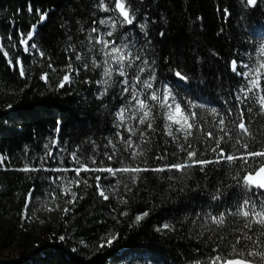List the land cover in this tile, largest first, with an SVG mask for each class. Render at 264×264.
<instances>
[{
	"label": "trees",
	"instance_id": "16d2710c",
	"mask_svg": "<svg viewBox=\"0 0 264 264\" xmlns=\"http://www.w3.org/2000/svg\"><path fill=\"white\" fill-rule=\"evenodd\" d=\"M98 2L0 0V39L9 53V59L6 58L13 64L9 66L0 51V154L4 156L0 163V233L7 242L22 241L17 255L0 260V264H208L213 247L219 244L227 248L237 235L247 231L244 218L234 213L245 198L239 179L248 165L242 168L243 162L237 160L208 164L203 171L198 165L183 172L146 171L137 175L135 183L129 178L132 174L127 173L113 177L107 172L82 171L77 177L71 171L77 167L73 152L90 168L121 167V159L129 165L146 160V165L141 166L152 168L185 157L164 134L165 109L153 101L149 103L153 105L156 130L149 132L145 125H139L148 138L147 144H141L145 155L131 161L123 151L124 144L116 133L119 131L125 138L129 133L114 126L118 123L115 113L129 106L130 96L122 92L124 77L115 71L107 85L96 83L102 72L92 64L93 58L102 61L98 51L101 45L95 43L96 33L91 34L89 42L92 27H97L100 34L109 30L99 25L101 18L112 16L118 20L119 15L100 11ZM129 2L137 21L145 25L144 33L136 23L123 27L118 23L113 37H104L119 43L127 36L125 42H134L133 51L141 55V60L148 59V65L136 61L127 69L129 81L138 71L136 65L145 68L141 80L154 71L156 79L148 91L168 89L185 111L197 113L204 129L219 135L215 122L220 115L228 119L226 114L234 108L238 89L245 83L232 71L231 62L235 60L238 72H244L242 65L251 67L256 47L264 46V0H257L255 6L247 5L245 0ZM223 9L230 15L226 16ZM37 10L47 13V19L37 24L32 39L39 53L34 49L24 52L17 43L18 31H28L29 24L39 17ZM77 54L81 60L75 59ZM17 56L23 76L15 66ZM69 64L71 82L60 88L57 82ZM176 71L182 72L185 79L177 77ZM43 72L48 73L47 82L41 79ZM261 85L264 88V78ZM257 95H264V91L249 94V100L241 107L253 109L245 113L246 120L252 121L249 130L264 144V116L255 103ZM212 108L217 109L218 115L211 112ZM127 123L137 127L136 121ZM56 127L59 131L55 133ZM53 136H57L56 144L52 143ZM132 139L139 141V132ZM192 139L199 158L215 159L208 150L212 142L207 141L203 132H194ZM109 140L117 149L111 161L105 155L113 152ZM225 141L221 146L226 152L239 154V146H233L234 138L226 137ZM165 150L166 159H155L158 154L165 155ZM91 159L97 164H91ZM97 176L101 177L99 184L108 200L98 194ZM62 179L80 180L79 187L71 184L77 194L76 202L65 205L67 213L63 209L57 211L49 235L27 246L30 229L17 226L19 213L26 202L28 209L35 201L56 192ZM30 191L33 196L26 200ZM122 212L127 215H121ZM145 212L148 215L137 222L136 216ZM221 212L225 214V223L213 224L209 214ZM165 224L170 227L165 229ZM252 228L249 234L255 238L259 225Z\"/></svg>",
	"mask_w": 264,
	"mask_h": 264
},
{
	"label": "snow or ice",
	"instance_id": "6c2138e0",
	"mask_svg": "<svg viewBox=\"0 0 264 264\" xmlns=\"http://www.w3.org/2000/svg\"><path fill=\"white\" fill-rule=\"evenodd\" d=\"M246 4L249 6H255L257 0H245ZM109 4L113 6L110 7ZM98 8L102 12H115L118 13L119 19L109 16L107 18H101L98 23L99 25L106 26L109 30L103 34H100L97 27H92L89 34V42H92V33H96L95 43L101 45V48L98 50L102 54V61L98 62L95 58L92 59V64L96 68H101V79L97 80L98 85H107L113 76L115 71L120 77H124L121 81L125 87L122 89V92L130 96L129 106L121 107L116 113L115 118L118 121L114 126L117 128L123 127L128 133L129 136L125 138L118 131L116 136L120 138L121 142L124 144V152L128 153V157L131 161H136L138 158L145 155V150L141 148V144H147L148 138L145 131L139 129V125H145L147 131L152 132L156 129L153 125L154 115H153V105L149 101L156 102V105L159 108L165 109L163 112V130L164 134L171 138L172 142L177 145L180 151L185 153L183 159L177 157V162L175 163H166L158 167H146L141 165H146V160H141L139 164L132 163L131 165L125 164L124 160L121 159L119 163L121 167H112V166H100L90 168L87 163L81 162L77 157L76 152H73L72 159L77 167L71 169L75 172L77 177L80 176V173L83 172H107L113 177L117 173H127L130 175V179L133 183L136 182L137 175L141 172L154 171V172H163L175 170L178 172H183L187 168L194 166H200V170L203 171L205 165L212 163H221L228 162L234 163L237 160L243 162L241 167L248 165L244 171V175L239 179V185L242 188L245 198L242 203L237 208L234 215L241 216L244 218V228L247 229L246 232H243L242 235H237L233 241H230L227 245V248H222L219 244L216 247H213L210 251L213 253L209 257L208 264H264V144L256 139V134L250 132V127L252 126L251 120H246L245 113H251L253 109L249 107H241L246 104V101L249 100V94L254 92L264 91L262 88L261 81L264 78V60L257 61L256 65L250 67L247 64L242 66L246 69L244 72H238L237 62L233 60L231 62V69L233 72H236L242 77L245 81L242 84L237 94L235 96L236 104L234 108H230L227 112V120L224 115H220V118L215 122V127L220 133L217 135V132L212 130H206L202 127V124L197 119V113L194 111H185L182 108L180 103L175 101V97L171 94L168 89H165L163 92L159 91H148L153 88V81L156 79L154 71L147 79L141 80V74L145 71V68L136 65L138 71L133 74V79L130 82L128 77L127 69L133 67L136 61H141L143 65H148V59L141 60V55L138 52H134L135 44L125 42L121 40L119 43L116 39H105L104 37H113L116 30L117 24L119 23L122 27L125 25H136L140 28V31L144 33L145 25L140 24L137 21L136 12L132 8L129 0H109V3H106V0H99ZM31 11V8L29 9ZM39 22H43L47 19V13H39ZM224 14L230 15L227 9H223ZM93 24H96L97 21H93ZM36 25H32L31 30L26 34H21L22 38L20 43L25 45V51H29L28 42L32 39L35 33ZM163 35V33H161ZM31 49H35L36 44H31ZM0 51H3V46L0 45ZM261 55L264 56V46L260 49ZM4 55L7 56V52H4ZM41 56L44 55L43 52L40 53ZM76 60H81L79 54L75 57ZM154 63V62H153ZM115 66V68H114ZM49 68H52V65L49 64ZM68 73L64 74L60 80L58 87L63 88L65 84L71 82V73L72 66L69 64ZM84 67L87 69L88 65L85 64ZM77 74L79 70H76ZM21 76L24 75V69L20 67ZM175 75L180 79H185V76L180 71H176ZM41 79L47 82L48 73H44L41 76ZM87 82V81H86ZM107 89H105V92ZM104 93H100L103 95ZM143 97V98H142ZM169 101H172L171 103ZM255 103L259 106L258 111L261 116H264V95H257ZM211 112L214 115H218L217 109L212 108ZM133 120L137 122V127H132L127 123V121ZM234 126V130H233ZM59 131V127H57ZM139 132V141H134L133 136H136ZM194 132H203L204 137L207 141L212 142L209 145L208 150H210L214 155V160L201 159L198 157V153L194 147L193 136ZM232 140L234 138L233 146H239L237 153L235 152H226L225 148L222 147V143L226 142L225 138ZM252 141L250 143L249 141ZM183 141V142H181ZM109 144L112 145L113 152L111 155L105 153L107 159L111 161L116 154V145L109 140ZM55 144V142H54ZM257 145H259L257 147ZM47 147V145H46ZM242 149V151H240ZM167 150H165V155H156L155 159L164 160L166 159ZM51 155V153H49ZM176 154L173 153V156ZM259 158V159H257ZM255 164L252 166L250 164ZM0 163H3V159L0 158ZM91 164L96 165L97 161L91 159ZM100 164L103 165V161H100ZM25 171L30 169L25 168ZM57 171H69V169H56ZM239 175V174H237ZM235 178V177H234ZM97 184L98 194L104 199L108 200L109 196L106 194L105 190L100 186L99 181L101 177H95ZM80 180H70L68 184L63 187L61 194L62 195H71V199L67 203L72 204L77 200V194L71 191V184H75L76 187L80 186ZM86 184L87 181L85 180ZM127 188L128 186L125 185ZM129 191L131 189H128ZM33 196L32 191L28 193V199L31 200ZM55 199V196H53ZM213 199H218V197H213ZM126 203V201H124ZM28 203L26 202L25 208L27 209ZM63 211L67 213L68 208H64ZM121 215H127L126 212H122ZM148 213L145 212L143 215H137L136 221L139 222ZM211 222L216 225H223L225 223V214L221 212L219 215L209 214ZM259 225V233L255 235L249 234L252 233L253 225ZM165 229L169 228L168 224L163 225ZM114 239V238H113ZM220 239H224L221 237ZM112 240L108 241L110 245ZM196 264H200L199 261Z\"/></svg>",
	"mask_w": 264,
	"mask_h": 264
},
{
	"label": "rangeland",
	"instance_id": "374dc122",
	"mask_svg": "<svg viewBox=\"0 0 264 264\" xmlns=\"http://www.w3.org/2000/svg\"><path fill=\"white\" fill-rule=\"evenodd\" d=\"M46 10L40 12V13H45ZM39 15V14H38ZM39 17L36 21L32 22L29 24V28L28 31L24 34L26 36V34L31 30L32 25H36L39 24ZM36 30V29H35ZM21 31H18V39H17V43L19 44V47L21 48L22 51L24 52H30L31 51V44H33L32 39L29 40L28 42V47H29V51H25V45L21 44ZM0 45L3 46V51L2 54L4 55V52H7V49L5 47V45L2 43L1 39H0ZM262 45H258L256 47V52L254 54V58L253 61L250 62L251 67L255 66L257 61L259 60H264V56L261 55V49ZM15 48V47H13ZM35 51H37L39 53V49L36 47L34 49ZM7 58L9 59V53L7 52ZM5 59H6V63L9 66H13L12 63H10L8 61V59L6 58V56L4 55ZM16 59V63L15 66L17 68L18 73L20 74V67L22 66L20 58L17 56L15 57ZM69 69L66 68L62 71L61 76L57 82V86L60 82V80L62 79L63 75L68 73ZM44 74L41 73V76ZM21 75V74H20ZM6 99V98H5ZM57 132V127L55 128V133ZM57 141V136H53L52 137V143L55 142L56 144ZM0 158H4V156L2 154H0ZM67 179H62V181L59 182V186L57 187V191L56 192H51L47 195V197L44 200H39V201H35L30 208L28 209H23L17 218L16 224L17 226H21L23 229H30V238L26 241V245L27 246H33L36 244L37 240L43 236H47L49 235L48 229L49 226H51L52 224V218L54 217V215L57 214V211H59L60 209H64L68 200L71 199V195H62V189L64 186H66L68 184ZM71 191L74 192V188L73 186H71ZM53 196H55V199H53ZM26 200L28 199V195H26ZM109 239V238H108ZM7 239L4 238L3 234L0 233V260L11 257V256H15L17 255V253L19 252L20 248H21V244L22 241L20 239H13V241L11 242H7ZM17 240V241H16ZM16 241V242H15Z\"/></svg>",
	"mask_w": 264,
	"mask_h": 264
},
{
	"label": "bare ground",
	"instance_id": "6f19581e",
	"mask_svg": "<svg viewBox=\"0 0 264 264\" xmlns=\"http://www.w3.org/2000/svg\"><path fill=\"white\" fill-rule=\"evenodd\" d=\"M41 23V22H40Z\"/></svg>",
	"mask_w": 264,
	"mask_h": 264
}]
</instances>
